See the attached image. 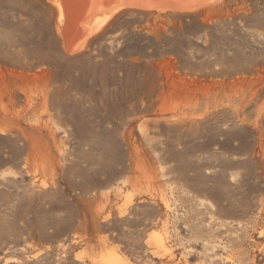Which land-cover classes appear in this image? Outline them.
Returning <instances> with one entry per match:
<instances>
[{"label":"rangeland","instance_id":"rangeland-1","mask_svg":"<svg viewBox=\"0 0 264 264\" xmlns=\"http://www.w3.org/2000/svg\"><path fill=\"white\" fill-rule=\"evenodd\" d=\"M125 1L0 0V264H264V0Z\"/></svg>","mask_w":264,"mask_h":264},{"label":"bare ground","instance_id":"bare-ground-1","mask_svg":"<svg viewBox=\"0 0 264 264\" xmlns=\"http://www.w3.org/2000/svg\"><path fill=\"white\" fill-rule=\"evenodd\" d=\"M4 1H7V3H8L9 0H4ZM18 1L20 2V0H18ZM99 1H102V2L104 1L105 3L106 2L107 3L108 2L109 3H113L112 2L113 0H63L64 6H61V5L59 6V9H60V11H59L60 18L59 19H62V18L65 17L66 20H67L66 28H65V36H66V39L68 40V38H70V39H73L74 40V42H73L72 45H69L68 43L66 45V47L68 48V50L71 51L70 53L79 51L82 48H84V45L86 44L87 39L91 35H93L94 33L98 32L126 4V1L125 0L124 1L121 0V2H119L120 3L119 6H112L109 10H107L105 12V14L103 15V17L96 18L95 21H94V23H93V25L92 26H88V24H86V22H87L86 21V18L93 11V5L96 6V4ZM141 1L142 2L144 1L143 2V5H145L147 3V4H149L150 7H153L155 9H158V10H161L162 11V10H166V9H172V8H175V7L184 8V7H188V6L190 7L192 5H201V4L204 5L205 3L206 4L207 3L210 4V2L212 0H135L134 5L135 6H143ZM213 1L216 2L217 0H213ZM14 3H16V2H14ZM130 3L132 4L131 1H130ZM17 5H18V3H17ZM21 5H19V6H21ZM11 6H12V4H11ZM0 8H2V7H0ZM16 8H14V9H16ZM9 9H10V7H9ZM17 9H19V8H17ZM21 11H23V9H21ZM3 19H4V17H3ZM6 21H7V19H6ZM16 29L14 28V30H16ZM4 36H7V35H4ZM1 44H2V42H1ZM4 44H5V42H4ZM15 44L17 45V43H15ZM8 45H11V44H8ZM8 48H9V46H8ZM4 49L5 48H3L2 50H4ZM0 53H1V50H0ZM11 53H12V51H11ZM2 56H3V54H2ZM5 57H7V56H5ZM14 57L17 58L16 55H14ZM14 57H13V60H14ZM11 58L9 60H12ZM3 61H1L2 62L1 64L4 63ZM6 63H5V65H6ZM12 66H14L13 65V62H12ZM1 67H2V65H1ZM15 67L17 68V66H15Z\"/></svg>","mask_w":264,"mask_h":264},{"label":"water","instance_id":"water-1","mask_svg":"<svg viewBox=\"0 0 264 264\" xmlns=\"http://www.w3.org/2000/svg\"><path fill=\"white\" fill-rule=\"evenodd\" d=\"M73 42H74V40H73V39H70V38H68V40H67V43H68L69 45H72V44H73Z\"/></svg>","mask_w":264,"mask_h":264}]
</instances>
